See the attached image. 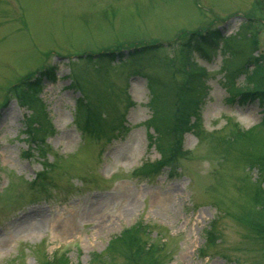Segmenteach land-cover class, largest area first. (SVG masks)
Returning <instances> with one entry per match:
<instances>
[{
    "label": "rangeland",
    "instance_id": "1",
    "mask_svg": "<svg viewBox=\"0 0 264 264\" xmlns=\"http://www.w3.org/2000/svg\"><path fill=\"white\" fill-rule=\"evenodd\" d=\"M210 28L222 53L186 57ZM248 55L264 69V0H0V264H264V106L234 92ZM197 68L194 129L156 138L154 93L173 114Z\"/></svg>",
    "mask_w": 264,
    "mask_h": 264
},
{
    "label": "trees",
    "instance_id": "2",
    "mask_svg": "<svg viewBox=\"0 0 264 264\" xmlns=\"http://www.w3.org/2000/svg\"><path fill=\"white\" fill-rule=\"evenodd\" d=\"M221 41H224V38L219 28L206 29L203 32L193 31L190 32L187 38L182 42L181 48L185 51L186 57L188 56L189 58L190 53L194 50L202 52L203 54H210L211 50L217 48L220 45ZM248 60L249 59H247V61ZM251 60L254 63V67L251 69V73L249 74L250 77H247L249 80H251V78L254 79V81H252L253 84H243V86L237 85L234 87V92H237L238 94L241 93L243 97H246L249 100L258 99V101H260V103L264 106L263 62L260 57H251ZM187 62L188 61H186V63ZM202 72L203 70L199 68L192 69V72L188 73L186 78L184 77L177 84L176 93L178 94V98L174 100L175 108L173 114L171 111L165 115L163 111L164 108L162 107L163 105L160 102V97L157 93H154V96L151 99V103L153 106L152 115L149 120L151 122L153 130L156 133L154 135L156 138H160L162 140L172 139L177 141L178 139H180V137L183 136L184 133L194 129L193 126L195 123L193 121V117L196 115L197 109L194 104L196 103L195 100H197L196 95L199 94L198 89L201 85V81H199V76ZM47 73L48 71H43L33 80L23 81L20 84L21 88L23 90H27L28 92L35 91V88L40 87V85H42L41 77L43 78V76ZM51 78L53 79L54 77ZM231 91H233V89H231ZM43 116L46 117V114H43ZM38 125V123L32 122L29 128V132L34 135L31 139V141L33 140V143L38 142V135L36 134L38 133ZM43 128L44 130H47L46 127L41 126V129ZM40 134H42V132H40ZM168 160L169 157H164V161ZM206 232L208 233L206 237L207 240H209L210 242H215V240H217V237L212 236L213 234H216V229L213 225H211L210 228L206 230ZM134 240H136V237L134 238ZM129 248L130 245H128V249ZM136 250L137 251L135 253L138 256L139 254L144 255L148 252V248H143L140 244H137ZM62 260L63 259H61V261ZM45 264L51 263L47 262ZM145 264H153V262L152 260H147Z\"/></svg>",
    "mask_w": 264,
    "mask_h": 264
}]
</instances>
